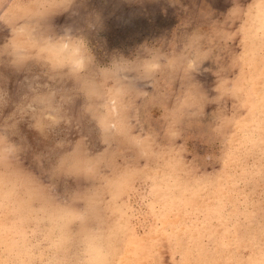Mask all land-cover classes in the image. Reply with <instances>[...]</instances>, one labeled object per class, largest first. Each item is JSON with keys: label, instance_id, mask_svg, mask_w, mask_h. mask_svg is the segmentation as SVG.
Segmentation results:
<instances>
[{"label": "rangeland", "instance_id": "1", "mask_svg": "<svg viewBox=\"0 0 264 264\" xmlns=\"http://www.w3.org/2000/svg\"><path fill=\"white\" fill-rule=\"evenodd\" d=\"M69 6L0 0V264H76L81 211L108 264H264V0ZM86 10L87 69L53 66Z\"/></svg>", "mask_w": 264, "mask_h": 264}, {"label": "clouds", "instance_id": "2", "mask_svg": "<svg viewBox=\"0 0 264 264\" xmlns=\"http://www.w3.org/2000/svg\"><path fill=\"white\" fill-rule=\"evenodd\" d=\"M88 0H70V6H87ZM68 8V9H69ZM74 14H78L75 13ZM101 22V15L96 11H87L82 17V26L71 24L66 27L62 34L48 40L47 46L43 49L47 53V59L53 66L64 69L71 73L84 72L92 59L91 49L84 31L98 26ZM64 221L62 228H53L48 237L49 247L61 249L69 246L73 237L68 232V224L79 222L80 231L75 236L77 245L76 264H108L105 244L108 237L103 225L94 223L86 212H69L60 218ZM25 250L31 254L33 246L25 245ZM29 256V264L31 260ZM4 264H8L4 261Z\"/></svg>", "mask_w": 264, "mask_h": 264}]
</instances>
